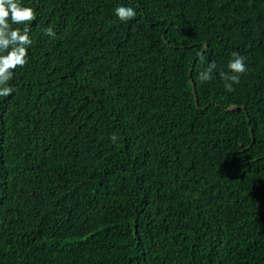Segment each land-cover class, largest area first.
<instances>
[{"label":"trees","instance_id":"trees-1","mask_svg":"<svg viewBox=\"0 0 264 264\" xmlns=\"http://www.w3.org/2000/svg\"><path fill=\"white\" fill-rule=\"evenodd\" d=\"M20 2L0 264H264V0Z\"/></svg>","mask_w":264,"mask_h":264},{"label":"clouds","instance_id":"clouds-1","mask_svg":"<svg viewBox=\"0 0 264 264\" xmlns=\"http://www.w3.org/2000/svg\"><path fill=\"white\" fill-rule=\"evenodd\" d=\"M117 17L122 22H127L136 16V11L131 7L120 6L115 9ZM36 19L35 10L24 6L20 0H0V97H8L13 88L8 82L13 79L17 68L25 67L29 62L28 49L33 41L29 35L30 25ZM13 25H25L23 29ZM46 36L55 37L56 33L49 27L45 29ZM234 59L228 64L229 72L221 73L225 82V88L233 91V84L239 83L240 75L247 71L244 57L239 53H233ZM216 68L212 62L208 68L199 73L201 81L211 79L212 70ZM115 143L117 136L112 135Z\"/></svg>","mask_w":264,"mask_h":264},{"label":"water","instance_id":"water-1","mask_svg":"<svg viewBox=\"0 0 264 264\" xmlns=\"http://www.w3.org/2000/svg\"><path fill=\"white\" fill-rule=\"evenodd\" d=\"M207 47V44L205 45V48ZM204 52V51H203ZM193 90H194V95H195V99H196V102H198V95H197V92H196V89H195V86L193 84ZM236 106L232 107V108H235ZM231 109V107H230Z\"/></svg>","mask_w":264,"mask_h":264}]
</instances>
